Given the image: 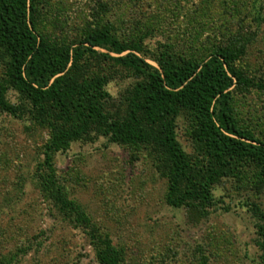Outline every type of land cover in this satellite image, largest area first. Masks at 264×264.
Wrapping results in <instances>:
<instances>
[{"label": "rangeland", "instance_id": "rangeland-1", "mask_svg": "<svg viewBox=\"0 0 264 264\" xmlns=\"http://www.w3.org/2000/svg\"><path fill=\"white\" fill-rule=\"evenodd\" d=\"M36 7L35 31L53 46L107 28L123 43L143 38L144 52L137 55L155 67L150 56L158 49L195 62L219 47L237 49L233 66L251 84L234 85L230 105L237 125L264 141V0H36ZM105 53L97 49L86 57L82 73L104 78L119 102L141 78ZM6 79L0 55V82ZM7 96L27 109L11 87ZM192 126L191 115L181 113L177 141L206 165ZM48 138L49 130L27 113L0 111V264L3 258L13 264H98L84 231L39 191L37 166ZM53 164L68 197L121 250V264H260L252 205L264 213V178L251 163L234 164L212 188L214 205L200 213L166 203L167 178L143 149L92 133L58 152Z\"/></svg>", "mask_w": 264, "mask_h": 264}, {"label": "trees", "instance_id": "trees-1", "mask_svg": "<svg viewBox=\"0 0 264 264\" xmlns=\"http://www.w3.org/2000/svg\"><path fill=\"white\" fill-rule=\"evenodd\" d=\"M36 13V0H0V55L7 78L0 82V111L14 117L27 113L33 123L49 130L43 161L37 166L39 191L84 231L98 264H121L122 253L59 182L54 157L73 141L93 133L145 150L155 169L167 178L166 203L194 213L214 205L212 188L234 164L251 163L264 178V141L237 125L230 105L231 88L251 84L233 66L240 51L219 47L195 62L176 57L168 48L158 49L150 56L155 67L137 55L144 52L143 38L123 43L107 28L71 45L53 46L35 31ZM97 49L116 54L103 56L141 78L119 102L105 89L104 78L82 73L84 59ZM9 87L21 96L26 110L8 99ZM185 111L192 117V138L206 165L192 159L177 141L176 119ZM252 206L258 219L260 264H264V213ZM12 260L3 258V264H13Z\"/></svg>", "mask_w": 264, "mask_h": 264}]
</instances>
